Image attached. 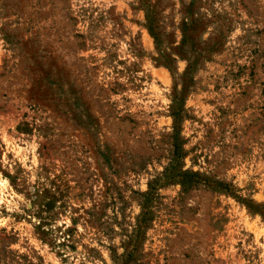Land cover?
Wrapping results in <instances>:
<instances>
[{
  "label": "rangeland",
  "instance_id": "374dc122",
  "mask_svg": "<svg viewBox=\"0 0 264 264\" xmlns=\"http://www.w3.org/2000/svg\"><path fill=\"white\" fill-rule=\"evenodd\" d=\"M219 183L264 203V0H0V264H264Z\"/></svg>",
  "mask_w": 264,
  "mask_h": 264
},
{
  "label": "trees",
  "instance_id": "16d2710c",
  "mask_svg": "<svg viewBox=\"0 0 264 264\" xmlns=\"http://www.w3.org/2000/svg\"><path fill=\"white\" fill-rule=\"evenodd\" d=\"M144 13H145L144 14V19H145L144 26H145L149 36L153 39L155 45L157 47H161L162 46V40L160 37V33L157 30V14H158V12H157V10H155L154 7L148 6L147 9L145 8ZM182 25H183L182 28H180L181 39L179 41V45L175 48L176 50H180L181 48L185 47L186 43H188V41L190 39L187 30H185L184 23H182ZM179 58L183 59L184 56H179ZM164 59H165V61L163 63H160V64L162 66H164L165 68L171 70V64L175 60L172 57V54H165ZM187 82H190V80H187V81L183 82V84H182V92H181V95L178 99V102H181L183 100V97L185 95V91L187 88ZM180 111L181 110H178L177 112H175V114H173L175 116L174 122L176 124L178 123V116L180 115ZM177 134H178V129H175V136ZM181 183L184 184L185 182L181 181ZM219 187L221 190L225 191L229 196H231L233 199H235V201H237L239 204L243 205L249 213L256 214V215L260 216V218L264 222V203L263 204H255L252 201L244 200V199L238 197L236 194H234L228 185L219 183Z\"/></svg>",
  "mask_w": 264,
  "mask_h": 264
}]
</instances>
